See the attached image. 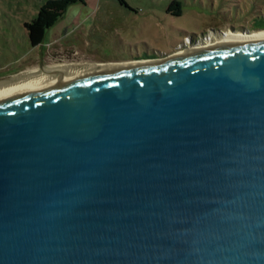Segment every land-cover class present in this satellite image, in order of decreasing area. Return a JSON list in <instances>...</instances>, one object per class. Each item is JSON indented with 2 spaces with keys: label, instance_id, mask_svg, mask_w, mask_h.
Here are the masks:
<instances>
[{
  "label": "water",
  "instance_id": "water-1",
  "mask_svg": "<svg viewBox=\"0 0 264 264\" xmlns=\"http://www.w3.org/2000/svg\"><path fill=\"white\" fill-rule=\"evenodd\" d=\"M45 62L0 74V264H264V38Z\"/></svg>",
  "mask_w": 264,
  "mask_h": 264
},
{
  "label": "rangeland",
  "instance_id": "rangeland-1",
  "mask_svg": "<svg viewBox=\"0 0 264 264\" xmlns=\"http://www.w3.org/2000/svg\"><path fill=\"white\" fill-rule=\"evenodd\" d=\"M45 1L0 0V74L37 61L41 47L44 59L53 61L162 57L245 31L264 15V0H177L171 11L173 0H79L46 30L38 49L25 22Z\"/></svg>",
  "mask_w": 264,
  "mask_h": 264
},
{
  "label": "trees",
  "instance_id": "trees-1",
  "mask_svg": "<svg viewBox=\"0 0 264 264\" xmlns=\"http://www.w3.org/2000/svg\"><path fill=\"white\" fill-rule=\"evenodd\" d=\"M79 0H46L39 8L37 15L31 20L25 22V26L28 29L29 39L33 45L39 44L46 30L50 28L56 21H58L66 11V8L70 3ZM83 1V0H80ZM121 3L126 4V0H118ZM177 4V0H173L168 10H173L174 5ZM264 28V15L259 14L253 19V26L247 27L248 30H258ZM202 33V32H201ZM197 35V34H193Z\"/></svg>",
  "mask_w": 264,
  "mask_h": 264
},
{
  "label": "bare ground",
  "instance_id": "bare-ground-1",
  "mask_svg": "<svg viewBox=\"0 0 264 264\" xmlns=\"http://www.w3.org/2000/svg\"><path fill=\"white\" fill-rule=\"evenodd\" d=\"M229 38H237V39H244V40H254L264 38V28L252 31H227L222 34V36L218 40L222 39H229ZM217 41V40H216Z\"/></svg>",
  "mask_w": 264,
  "mask_h": 264
},
{
  "label": "flooded vegetation",
  "instance_id": "flooded-vegetation-1",
  "mask_svg": "<svg viewBox=\"0 0 264 264\" xmlns=\"http://www.w3.org/2000/svg\"><path fill=\"white\" fill-rule=\"evenodd\" d=\"M36 47L39 49L40 47H39V44H36ZM39 51V50H38ZM47 53H44V52H42V47H41V52L39 53H37V55L35 56V58H37L38 60H37V65H38V68L39 69H42V68H44V69H46L47 67V64H46V62H45V59H44V57H45V55H46ZM19 72L20 70H14L13 72ZM12 72V73H13Z\"/></svg>",
  "mask_w": 264,
  "mask_h": 264
},
{
  "label": "built area",
  "instance_id": "built-area-1",
  "mask_svg": "<svg viewBox=\"0 0 264 264\" xmlns=\"http://www.w3.org/2000/svg\"><path fill=\"white\" fill-rule=\"evenodd\" d=\"M199 43H201V42H198L197 44H199Z\"/></svg>",
  "mask_w": 264,
  "mask_h": 264
}]
</instances>
